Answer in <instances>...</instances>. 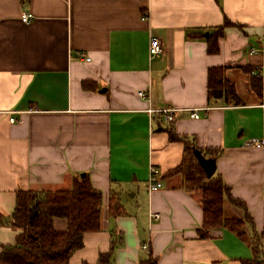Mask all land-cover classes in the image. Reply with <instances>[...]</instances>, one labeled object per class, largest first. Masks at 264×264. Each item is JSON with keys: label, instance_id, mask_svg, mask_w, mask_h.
Listing matches in <instances>:
<instances>
[{"label": "crops", "instance_id": "1", "mask_svg": "<svg viewBox=\"0 0 264 264\" xmlns=\"http://www.w3.org/2000/svg\"><path fill=\"white\" fill-rule=\"evenodd\" d=\"M226 19L242 27H226L209 54L205 38ZM152 37L163 48L154 58ZM212 67L226 68L239 104L208 99ZM263 102L264 0H0V244L22 232L9 223L18 191L68 190L88 175L103 194L101 229L84 235L70 264H96L114 231L123 236L115 264H243L258 237L264 260V147L252 144L264 138ZM163 109L175 110L174 122ZM169 130L219 152L214 175L253 221L245 237L225 228L198 237L201 193L173 173L185 145ZM151 166L162 183L154 193ZM112 199L123 215L110 217ZM150 211L160 219L150 223ZM224 213L244 216L227 200Z\"/></svg>", "mask_w": 264, "mask_h": 264}, {"label": "trees", "instance_id": "2", "mask_svg": "<svg viewBox=\"0 0 264 264\" xmlns=\"http://www.w3.org/2000/svg\"><path fill=\"white\" fill-rule=\"evenodd\" d=\"M229 26L242 27L226 19L224 25L214 29L205 38L209 54L219 52V38ZM197 36L202 37V34L198 33ZM254 80L261 88V79L255 77ZM207 92L210 100L224 99L227 103H240L236 85L227 78L225 67H212L208 70ZM168 134L171 141L183 142L185 145L183 163L173 173L184 177L187 191L201 193L200 204L204 220L202 228L198 230V237L208 239L211 237V230L217 228H225L245 237L244 226L247 223L253 224L245 204L232 197L230 187L221 176L213 175L208 178L194 155V150H199L204 156L216 158L219 152L204 153L196 147L193 140L178 136L171 130ZM226 200L244 212L243 218L225 216ZM102 208L103 194L94 188L88 175L75 177L72 187L68 190L18 191L9 223L22 232L14 244H0V264H70L73 253L84 246V235L100 231ZM123 214L122 206L112 199L109 205L110 217L116 218ZM55 218L66 220V230H56ZM3 224L4 216L0 214V226ZM258 238L252 242L255 256L244 260L243 264H264V260L258 256ZM122 239V234L112 232L111 248L100 255L96 264H115L114 252ZM139 264L159 263L156 258L150 256Z\"/></svg>", "mask_w": 264, "mask_h": 264}, {"label": "built area", "instance_id": "3", "mask_svg": "<svg viewBox=\"0 0 264 264\" xmlns=\"http://www.w3.org/2000/svg\"><path fill=\"white\" fill-rule=\"evenodd\" d=\"M32 18L33 16L29 13H23L21 15V19L23 22H29L32 20ZM162 52H163V48L159 39L156 37H152L149 46L150 58L157 57L160 54H162ZM252 52L255 53L257 52V50H253ZM87 60L89 61L90 59ZM139 95L142 98H145L144 92H139ZM260 107L264 110V102L260 105ZM148 112L149 114H151L154 113L155 111L153 109H148ZM174 112H175L174 109H163L159 111V113H161L168 122H174L175 120ZM190 116L191 118H195V119L199 118L197 111H192ZM10 121L12 123L17 122L15 118H11ZM252 144L256 147H262V146L264 147V138L261 140H253ZM147 185H148L149 193H154L162 187V183L159 178V171L154 166L150 167ZM160 217L161 215L157 212L150 211L149 213L150 223H152L154 220H159Z\"/></svg>", "mask_w": 264, "mask_h": 264}, {"label": "water", "instance_id": "4", "mask_svg": "<svg viewBox=\"0 0 264 264\" xmlns=\"http://www.w3.org/2000/svg\"><path fill=\"white\" fill-rule=\"evenodd\" d=\"M208 36V33L205 34ZM194 155L196 156L199 164L205 171L208 178H211L216 172V159L215 158H206L199 150H194ZM84 176V175H83Z\"/></svg>", "mask_w": 264, "mask_h": 264}]
</instances>
